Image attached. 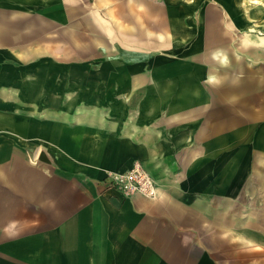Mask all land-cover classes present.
Listing matches in <instances>:
<instances>
[{
  "label": "crops",
  "instance_id": "0c3cea01",
  "mask_svg": "<svg viewBox=\"0 0 264 264\" xmlns=\"http://www.w3.org/2000/svg\"><path fill=\"white\" fill-rule=\"evenodd\" d=\"M218 1L0 0V264H230L216 252L234 238L264 252V140L237 151L230 108L238 73L251 79L229 65ZM195 5L208 35L196 36ZM239 50L262 59L264 38ZM143 52L172 63L143 65ZM135 162L156 196L108 186Z\"/></svg>",
  "mask_w": 264,
  "mask_h": 264
},
{
  "label": "rangeland",
  "instance_id": "374dc122",
  "mask_svg": "<svg viewBox=\"0 0 264 264\" xmlns=\"http://www.w3.org/2000/svg\"><path fill=\"white\" fill-rule=\"evenodd\" d=\"M203 3H211V4H219L221 3L218 0H202ZM226 2H228L226 5L228 7V9H224L222 12V20H221V27L220 30L223 29L224 33L223 36L224 38L227 39V41L229 42L228 45H226L227 48V53L230 56L229 57V65L230 66H235V67H239L240 65H248L246 68V72L247 73V77L250 78L251 80H247L245 83L243 82V80L241 79V75L240 73L239 76V80L241 82L240 86V91L242 92V96L239 97V102L238 105L236 107H231V112L229 116H233L236 118V120L238 121V124L240 127H242V133L244 134V140H241L238 138L239 141H242L240 144H238V149L237 151H240V149H245V151H247L250 146H251V140H257L259 139L260 141L264 140V109H261L260 106H258L259 103L264 102V57L259 58V57H250L247 56L245 57L243 54L241 55L240 53V42L241 39H243L244 36H257L260 38H264V30H261L260 27V23H264L262 21H264V19L260 20L259 16H255L253 18H251V6L247 5L246 0H226ZM195 9H189L186 12L188 13V16L190 17H194L196 18V36H199L200 34H206L208 35L209 33V28L207 29L206 26L203 25V21L201 20L202 18V10L199 9L198 5H195ZM249 6V7H248ZM241 7V9H240ZM184 9V8H183ZM182 11V10H181ZM185 11V10H183ZM260 12V16H262V13H264V10H259ZM248 19L252 20H256V23H258L259 25H257L256 27H249L248 23ZM255 22V21H253ZM264 27V26H262ZM208 30V31H207ZM190 43V42H189ZM187 45V43H182V45H180V47H183ZM207 42H203L199 45L196 44V50L195 51H199V53H204V51H206V47H207ZM119 48V47H118ZM210 52V50H209ZM148 54V55H147ZM240 54L241 58H238L237 56ZM190 52H188L186 55H184V57L182 56L180 58V62L187 64V61H191V64H194V60L190 59ZM211 55V53H210ZM107 56L108 55H101L100 59H96L93 63L90 61L91 59H83L84 63L86 64L89 60V64H94V65H102L104 64V60H107ZM243 57V58H242ZM174 59H177L176 57ZM211 59H213L214 62H210V65L220 69L221 70V62L218 61V55H212ZM116 60H128L127 58L124 59L123 57H121L120 59H116ZM129 61V60H128ZM132 61H134L133 63H136L135 60L133 59ZM172 57L169 58L168 60H163V58L161 56H158L156 58V56H152V54H149L148 52H143V65H157V64H171L172 62ZM248 61V64H247ZM137 64L138 61H137ZM239 71V70H237ZM222 73V70H221ZM232 76V75H230ZM258 76H261L259 78ZM243 78V77H242ZM238 79V78H237ZM206 80V79H205ZM208 80V79H207ZM209 82V80H208ZM233 82H236V80H234ZM242 90V91H241ZM260 90V91H259ZM146 92V89L143 90V93ZM150 92V91H148ZM153 94L152 96L149 97H157V93L154 91H151ZM169 93V97H171V90L167 91ZM215 91L213 90V98H215L217 96V93H214ZM144 97V94H143ZM218 98L222 99L223 98V93H219ZM230 98V97H229ZM242 98V99H241ZM242 100V101H241ZM244 100L248 101L249 103L251 102V104L253 105H257L258 106V111L257 108H251L249 105H243ZM164 101V100H163ZM241 101V102H240ZM230 101H227V103H229ZM231 103V102H230ZM165 108V109H163ZM166 108L170 109V106H161L159 104V114L161 113H166ZM236 108V109H235ZM170 112V111H168ZM193 122H189L188 120H183L181 122H179V125L181 126L180 129L183 130H187L188 127L190 126V124ZM239 127V128H240ZM231 128V127H230ZM230 139L232 140V143L235 141V137H230ZM229 139V141H230ZM262 143H264V141H262ZM264 160V159H262ZM136 163V162H135ZM133 165V164H132ZM142 167V166H141ZM143 169L147 171V169H145L143 167ZM123 171V170H122ZM149 173V172H148ZM150 177L153 179V181L155 182L156 186L157 183L155 181V179L150 175ZM246 178V177H244ZM245 180V179H244ZM241 185V184H240ZM158 187V186H157ZM158 189V188H157ZM157 195V193H156ZM154 195V196H156ZM259 205H261V202H259ZM260 209H262V207H260ZM259 217H261L259 219V225H264V213H262ZM255 219V218H254ZM236 237V236H235ZM236 238H234L232 240V242H228V249L226 252H216L217 253V259H225V258H221L222 255H226L228 258V261L230 264H248L249 262H251V260H254L256 264H264V252L259 251V250H249V249H243V248H235L236 245ZM222 254V255H221ZM254 254V255H253Z\"/></svg>",
  "mask_w": 264,
  "mask_h": 264
},
{
  "label": "built area",
  "instance_id": "2783aa9c",
  "mask_svg": "<svg viewBox=\"0 0 264 264\" xmlns=\"http://www.w3.org/2000/svg\"><path fill=\"white\" fill-rule=\"evenodd\" d=\"M105 179L110 188H115L124 195L141 192L154 196L157 193V186L150 174L138 163L123 171H110Z\"/></svg>",
  "mask_w": 264,
  "mask_h": 264
},
{
  "label": "bare ground",
  "instance_id": "6f19581e",
  "mask_svg": "<svg viewBox=\"0 0 264 264\" xmlns=\"http://www.w3.org/2000/svg\"><path fill=\"white\" fill-rule=\"evenodd\" d=\"M252 3H254V2H257V0H253V1H251ZM255 4V3H254ZM248 21V20H247ZM262 27V26H261Z\"/></svg>",
  "mask_w": 264,
  "mask_h": 264
},
{
  "label": "water",
  "instance_id": "95a60500",
  "mask_svg": "<svg viewBox=\"0 0 264 264\" xmlns=\"http://www.w3.org/2000/svg\"><path fill=\"white\" fill-rule=\"evenodd\" d=\"M40 159H44L43 155H40Z\"/></svg>",
  "mask_w": 264,
  "mask_h": 264
}]
</instances>
